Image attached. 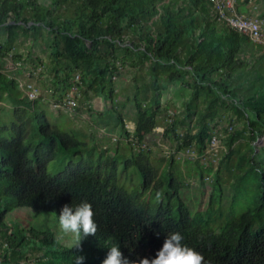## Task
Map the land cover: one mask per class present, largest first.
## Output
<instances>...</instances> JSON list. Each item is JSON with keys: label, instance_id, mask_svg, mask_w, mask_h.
Listing matches in <instances>:
<instances>
[{"label": "trees", "instance_id": "1", "mask_svg": "<svg viewBox=\"0 0 264 264\" xmlns=\"http://www.w3.org/2000/svg\"><path fill=\"white\" fill-rule=\"evenodd\" d=\"M250 2L234 0V10L245 14ZM0 28L6 32L0 62L11 54L21 34L34 43L49 40L54 61L51 98L57 104L76 86L82 93L79 107L94 95L113 100L115 79L124 66L146 77L144 84L135 85L134 138L139 150L128 142L131 134L119 114L130 154L119 148L111 154L107 148L96 159L92 151L97 146L91 149L76 134L53 126L39 101L29 100L0 63V264H27L22 262L31 254L35 264H75L77 255L85 257L84 264H102L112 246L139 264V259L155 258L165 237L177 232L182 245L199 252L205 264H264V159H258L257 145L264 141V69L249 57L257 53L262 59V45L232 30L208 0H0ZM173 85L189 90V95L184 118L167 120L162 137L174 144L176 152L196 150L200 160L187 162L194 168L185 178L174 155L162 171L152 161L153 133L160 116L168 113L162 98ZM6 102L10 109L2 107ZM223 112L244 120V128L225 139L226 151L215 171L200 157L206 156L212 125ZM244 133L251 149L235 164L234 198L250 177L258 179L261 195L254 209L219 225L221 171L230 168ZM61 149L73 157L81 155V160L51 175L48 164ZM85 150L88 158L82 155ZM121 164L141 173L140 190L129 192L118 184ZM210 174L214 179L208 208L194 214L183 196L190 187L185 180L196 179L201 187ZM157 192L163 193L159 202ZM82 202L92 205L98 226L95 236L81 234L82 251L42 240L34 228L8 224V219L17 220L11 217L16 210L59 216L64 205L75 208Z\"/></svg>", "mask_w": 264, "mask_h": 264}, {"label": "rangeland", "instance_id": "2", "mask_svg": "<svg viewBox=\"0 0 264 264\" xmlns=\"http://www.w3.org/2000/svg\"><path fill=\"white\" fill-rule=\"evenodd\" d=\"M242 15L247 18L259 20L264 33V18H262L264 15V0H251L249 7L246 8V13ZM5 39L6 32L3 28H0V43H4ZM49 46V40L46 37L41 39L40 42L34 43L32 39L21 34L11 54L6 57V59L1 60L2 63H0L3 65L4 71L7 74L17 79L20 88L21 84H24L26 81L30 80H33L37 84L41 95L38 101L41 107L46 111L49 122L53 126L59 128L63 132L74 133L81 140L84 139V137L81 135V132L86 133L89 136L85 137L84 140L92 149V146H95L93 142L96 141L91 139V136L94 134L91 133V130L87 125L90 124V120L92 119L94 122H96V125H100L98 121H101L100 126L108 127L109 133L113 136L111 137V142L113 143L111 148L116 150L118 148L117 146L120 145V153L122 152L129 155L130 146L126 145L127 143L123 139L121 140L123 136V130L121 120L119 119V114H121L123 118L135 120V97L137 96L135 85H142L146 82L144 72H138L136 69L124 66L121 70V76L115 79V90L117 96L111 101H105L103 98L96 95L92 96L90 100H93V102L90 104V109L83 110L85 116L78 119L76 118V113L72 116H69L61 111L53 110L50 106V103L54 101L51 98L52 79L54 77V61L51 57V50ZM252 51L256 52L254 50ZM14 56H21L22 58L20 60H16L14 59ZM249 57L251 58V63L254 62L256 65L259 63L260 66H258V69L261 71L262 68L264 69V57L261 59L257 53H253ZM247 77L248 75H245L244 79H247ZM164 94L165 95L162 98V106L168 109V113L162 114L160 116L159 126L154 130L153 134L155 136L152 142H155V144L149 143L151 144V149L152 147L154 149L152 161L157 167L161 166L162 171V168H165L166 161L171 155H174L175 159L180 160L177 169L183 174V177L184 175L187 177L190 170L194 168L193 165L188 164L187 162L192 161L193 163L199 159L196 150L192 149L191 151L194 153L190 151V154L176 152V147L174 144L162 136L166 130L165 127L167 126V120L169 121L173 118L182 120L184 118L183 104L188 98L189 90L181 87L180 85H173L168 87ZM95 99L102 101V104L97 103ZM103 104L106 109L105 114L98 118L96 114L98 112H96V109H100ZM2 107H4V109H10L12 105L10 102H6L2 105ZM114 107L118 110V112L112 110ZM200 107H203V105ZM2 114L3 113L0 111V115ZM194 125L195 121L190 126L192 130L194 129ZM212 127H214L212 136H221L220 150L223 151L222 148L226 150L225 139L233 132L242 131L244 128V120H238L231 112H229V114L223 112L221 117L218 118L217 123L213 124ZM186 129V126L182 125L181 132L185 133ZM134 131L135 129L130 131V133ZM99 133L100 135H103V132L101 133V131H99ZM114 138H118V142H113L112 139ZM120 141H124L125 146L124 144H119ZM107 145L108 144L106 142L102 146L97 145L98 147H95L94 151H92L93 158L95 157L97 159L99 157V151L104 150L106 147L110 149ZM257 145L258 147L260 146V155L258 156V159H264V141L261 140ZM235 147L236 152L232 158L230 168H223L221 171L224 192L222 194L221 204L222 214L218 220L219 225L225 224L232 219L240 217L244 212L250 209H254L261 195V191L258 187V179L256 177H250L247 180V183L241 188L242 191L239 192L237 198H234V184L237 181L238 174L237 170H235V164L240 159L241 154L245 155L248 152L249 155V150L251 149L248 133L243 134L242 139L236 144ZM112 152L115 153V151ZM224 152L218 156L219 159H212L211 157L208 159L200 158L203 163L207 164V166L209 163H212L214 170L216 171L220 165V161L224 155ZM82 155L84 158L89 157L86 150L84 153H82ZM80 160L81 155L78 154L73 157L71 152H65L61 149L57 158L48 164V172L51 175H57L63 172L70 162L78 163ZM119 168L118 184L120 186L126 188L129 192L140 190L142 188L141 185L143 183V178L141 173L135 167L125 170L123 164H121ZM247 169L248 166H244L243 170ZM210 175H212V179H214L213 174ZM210 175H205V178L211 179ZM211 181L205 180L203 185L200 187L199 181L196 179L188 178L185 180V182L190 183V187L187 189V191L183 192V196L188 199V202L193 207L194 214L196 212L204 213L207 210L212 193ZM11 217L17 219H8V224L13 226V228H34L39 232L37 237L42 240H54L58 246L67 249H71L75 246L76 241L74 236L72 234H64L59 229L58 216L56 214L44 212L40 215H36L29 209L23 208L19 211L16 210L13 214H11ZM54 241L51 243L52 246L54 245ZM26 262H28L27 264H35L34 256L31 254V256H29V260H26L25 262L23 261L22 263Z\"/></svg>", "mask_w": 264, "mask_h": 264}, {"label": "clouds", "instance_id": "3", "mask_svg": "<svg viewBox=\"0 0 264 264\" xmlns=\"http://www.w3.org/2000/svg\"><path fill=\"white\" fill-rule=\"evenodd\" d=\"M211 179H212V175ZM206 180V178H205ZM163 196L162 192L156 193V201L159 202ZM92 205L82 202L73 206L64 205L58 216L59 229L64 234H72L75 238L74 249L82 251L81 234L83 238L95 236L97 224L94 221ZM157 236L159 233L156 234ZM183 237L180 233H169L163 242L162 247L156 252L155 258L139 259V264H205L204 257L194 249L182 245ZM84 256L77 255L75 264H84ZM102 264H137L136 261H129L125 258L117 246L109 248L107 257Z\"/></svg>", "mask_w": 264, "mask_h": 264}, {"label": "built area", "instance_id": "4", "mask_svg": "<svg viewBox=\"0 0 264 264\" xmlns=\"http://www.w3.org/2000/svg\"><path fill=\"white\" fill-rule=\"evenodd\" d=\"M213 8L214 12L220 17L221 20L225 21L228 26L239 33L248 35L250 39L259 45L264 47V33L262 30V25L259 20H254L253 18H247L243 15L238 14L234 10V0H208ZM77 83H80V75H76L75 80ZM27 98L31 101L40 99V89L37 84L33 81H26L24 84H21L20 88ZM82 93L79 91V88L73 87L66 95V99L63 103H55L54 101L50 103V106L53 110L62 111L67 115H74V111L79 107V99L81 98ZM130 137L128 139L129 143H132L135 151H138L140 146L136 139L134 138V132L130 133ZM220 138L221 136L215 135L212 137L209 146L206 151V156L201 157L203 159H208L211 157L212 159H219L218 156L226 150L222 147L220 150ZM113 142H118V138L112 139ZM107 148V147H106ZM105 148V149H106ZM192 152V151H191ZM186 153L190 154V150ZM194 153V152H192ZM212 164V163H211ZM207 181H211L210 178H206Z\"/></svg>", "mask_w": 264, "mask_h": 264}, {"label": "crops", "instance_id": "5", "mask_svg": "<svg viewBox=\"0 0 264 264\" xmlns=\"http://www.w3.org/2000/svg\"><path fill=\"white\" fill-rule=\"evenodd\" d=\"M96 101H97V103H101L102 104V101H99V100H96ZM92 102H93V100H90V99H86V100L82 101L80 103V107L77 110L74 111V114L76 113V115H77L76 118L80 119L81 117H84L85 115L83 113V110L90 109V104ZM105 111H106V109H105L104 104L100 107V109H98V110L96 109V112H98V113H96L97 116H98V118H100L101 115L105 114ZM90 121H91L90 124H88L87 126L91 130V133L94 134V135L91 136V139H94L96 141V142H93V144L95 146H97V145L102 146L106 142L108 144L107 146H109V148H110L109 149L110 150V153L111 154H114V152H112V151H115V150L111 148V146L113 145V143L111 142V137H113V136L109 133V128L108 127H105V126H100L101 125V121H98V123L100 125H96V122H94L93 119L90 120ZM75 123H76V121H75ZM124 125H125V128L128 130V132L132 131L133 129H136V122H135L134 119L124 118ZM99 131H101V133L103 132L102 133L103 135H100ZM81 135L84 137V139H85V137H88L89 136V135H87L86 133H83V132H81ZM122 139H123V136H122L121 140ZM119 144H124V146H125V142L124 141H120ZM117 147L120 148L121 146L119 145Z\"/></svg>", "mask_w": 264, "mask_h": 264}]
</instances>
